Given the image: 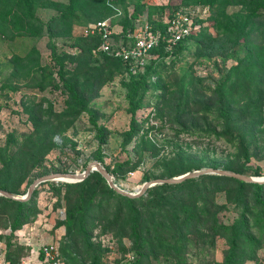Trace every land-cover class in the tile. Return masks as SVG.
<instances>
[{
    "label": "trees",
    "instance_id": "trees-1",
    "mask_svg": "<svg viewBox=\"0 0 264 264\" xmlns=\"http://www.w3.org/2000/svg\"><path fill=\"white\" fill-rule=\"evenodd\" d=\"M108 1L98 0L100 13L96 20L110 17L111 24L118 21L121 30L112 35V38L124 42L126 32L134 27L133 19L139 18L138 12L144 3L142 0H132L134 6L130 16L123 13L118 19L112 20L116 16L111 15H114V9L109 6ZM113 3L121 4L124 11L123 0H113ZM81 5L88 6V0H68L65 4L52 0H0V34L9 32L33 36L38 32L37 25L44 26L49 33L50 25L74 19L77 16L75 11ZM195 5L208 8V26L200 25L194 33L178 40L169 50L160 41L151 49L155 57L141 71L131 73L128 65L121 59L98 52L108 70L116 69L127 74L126 97L130 119L128 130L124 132V140L128 142L132 137L135 139L131 148L135 159L126 158L115 163L111 169L103 165L109 174H116L122 167L133 169L143 152L155 155L156 145L145 137V133L138 135L139 129L135 127L134 113L140 100L138 88L143 78L153 73L158 74L154 65L161 62L164 56L172 55L176 58L186 48L188 41H193L194 45H199L204 56L221 53L230 45V54L225 55L235 63L220 76L208 95H199L195 99L187 90L180 93L174 110L184 118L198 113L204 122L210 117L209 128L185 131L196 139L222 140L234 147V153L241 157L242 162L237 166L225 163L222 169L237 173L247 169L252 171V176L260 175V169L248 166L246 161L252 145L260 147L259 143L263 142L264 146V0H179L174 6L159 5L152 9L161 13L164 8L171 12ZM229 6L238 8L228 12L226 9ZM38 7L52 8L58 14L43 24L34 16V10ZM195 21L198 23L202 20ZM146 22L152 30L164 31L165 24L159 17L146 19ZM208 27L213 29L215 36L206 31ZM99 41L96 34L77 36L73 38L71 45L79 46L81 52L88 54L96 48ZM245 47H248V51ZM50 56L57 65L58 79L63 81L68 98L63 114L55 115L50 112L48 115L55 120L63 116L76 118L81 111L86 110V101L81 93L88 91L93 84H83L82 92H79L77 83L72 79L82 71L73 70L70 73L63 70V58L56 52L53 44H50ZM78 64L82 65V60ZM84 71L94 74L93 80L96 83V79L101 78L103 69L93 67ZM40 78L50 77H44L41 71ZM90 115V122L101 143L102 130L92 120L91 112ZM30 118L33 124L41 123L37 112L32 108ZM21 151L20 148L12 150L7 145L0 147L1 190L18 193L17 186L25 167V159H20L18 155ZM180 157V152H176L172 158L155 160L161 165V170L150 177L168 178L191 168H199L194 162ZM97 159L101 161L99 157ZM218 165L210 163L208 166L217 168ZM47 183L54 191V204L64 207L63 219L56 223L64 228L62 244L57 249L61 264H65L64 261L76 264L69 260L74 258L73 255H79L78 264H105L99 259L98 243L94 244L91 240L95 228L100 229V234H111L120 247L123 239L128 240L129 246L121 248L123 252L131 253L128 264H187V256L193 249L200 251L203 244L212 245L216 237L224 239L227 245L222 264H239L246 257L252 258L255 255L260 246L259 239L264 234V183L202 174L178 183L152 185L137 197L118 194L108 187L96 171H91L77 182ZM217 194L223 196L222 202H216ZM35 195V190L25 200H13L0 195V228L9 229V233L0 234V240L4 241L5 258L9 264H17V253L21 250L10 242L11 233L39 211ZM226 210L235 214L228 223L220 218V213ZM252 225L257 227L258 231L255 233L251 230Z\"/></svg>",
    "mask_w": 264,
    "mask_h": 264
},
{
    "label": "rangeland",
    "instance_id": "rangeland-1",
    "mask_svg": "<svg viewBox=\"0 0 264 264\" xmlns=\"http://www.w3.org/2000/svg\"><path fill=\"white\" fill-rule=\"evenodd\" d=\"M52 1L65 4L68 0ZM108 2L110 7L119 11L118 15L111 14L116 16L112 20L118 19L123 13L130 16L134 6L132 0H123V11L121 4L113 3V0ZM142 2L144 6L138 12L139 18L133 19L134 27H138L146 19H162L164 14L170 12V9L164 8L158 13L155 8L152 9L153 6H174L179 0ZM88 4L85 7L81 5L75 11L77 16L74 19L63 24L57 22V25H50L49 33L44 26L37 25L38 32L33 36L9 32L0 34V147L7 145L12 150L20 148L22 151L18 153L19 158L25 159L22 179L17 186L18 193L14 194L23 195L33 179L47 173L81 172L91 161H97L111 169L115 163L126 158L135 159L131 150L135 139L132 137L128 142L124 140V132L128 130L130 119L126 97L127 74L116 69L108 70L97 51L92 50L85 54L78 49L79 46L71 45L74 37L81 36L86 24L99 18L98 0H88ZM237 8L238 6H229L226 10L232 12ZM192 11L196 20H202L197 23V29L200 25L208 26L206 17L209 10L206 6L195 5ZM57 14L52 8L38 7L34 10V16L43 24ZM206 31L215 36L211 27ZM50 44L54 45L56 52L63 58V70L70 73L73 70L82 71L72 79L77 83L79 92H82L83 84H93L88 91L81 93L86 101V110L73 119L63 116L55 120L48 115L50 112L55 115L63 114L68 98L63 81L58 79L57 65L51 59ZM230 47L228 45L227 50L221 53L204 56L199 45L188 41L186 48L176 58L172 55L164 56L161 62L154 65L158 74H150L141 81L137 92L140 97L139 106L135 110L134 118L135 127L139 129L138 135L145 133V137L156 145L157 150L155 155L143 152L139 163L133 169L122 167L116 174H109L113 183L121 189L135 192L144 181L152 179L151 175L161 170V165L155 160L172 158L176 152H180V158L194 162L199 166L198 169L209 167L210 163H218L217 168L222 169L225 163L237 166L242 162L241 157L234 153L231 144L212 138L196 139L185 131L209 128L210 117L204 122L198 113L184 118L174 110L177 97L184 90L195 99L199 95H208L220 76L235 63L225 55L230 54ZM249 47L252 49V46ZM245 49L248 51V47ZM79 60H82V65L78 64ZM93 67L103 69L101 78H97L96 83L93 80L94 74L84 71ZM41 71L44 77L50 78H40ZM213 105L216 106V103ZM30 108L37 112L41 123H32ZM90 112L92 120L102 130L101 143L97 139L94 125L90 122ZM259 144L260 147L252 145L250 148L246 164L259 168V176H264V146L263 142ZM251 172L246 169L242 173L252 176ZM47 182L38 183L32 189L36 191V206L39 209L37 214L11 233L10 242L21 248L17 253V264H37L41 245L52 242L60 249L62 244L64 228L56 223L63 219L64 207L54 204V191ZM222 201L223 196L217 194L216 202ZM234 217L235 214L231 211L220 213L221 220L226 223ZM256 228L252 225V232L258 231ZM99 232L100 229L95 228L91 238L94 244L98 243L99 259L105 264H128L131 253L121 249L129 246L128 240L123 239L120 247L111 234ZM7 233L8 228H0V234ZM259 244L255 255L252 258L246 257L239 264H264V234L259 239ZM226 248L224 239L216 237L212 245L203 244L200 251L193 249L188 254L186 263L222 264ZM5 251L4 241L0 240V264H9ZM73 257L69 260L78 264L79 255Z\"/></svg>",
    "mask_w": 264,
    "mask_h": 264
},
{
    "label": "built area",
    "instance_id": "built-area-1",
    "mask_svg": "<svg viewBox=\"0 0 264 264\" xmlns=\"http://www.w3.org/2000/svg\"><path fill=\"white\" fill-rule=\"evenodd\" d=\"M114 10L116 12L114 15H118L119 11L116 8ZM192 10L193 6L164 14L161 19L165 24L163 32L152 30L150 25L144 21L138 27H133L126 32L124 42L121 40L117 42L112 38V35L120 31H114V25L110 23L108 17L86 24L81 31V36L98 35L100 41L93 52H105L119 58L128 65V71L135 73L141 71L144 65L155 57L151 49L156 47L160 41L164 42L165 49L169 50L178 40L197 30L198 26ZM37 256V264H61L57 247L52 242L41 245Z\"/></svg>",
    "mask_w": 264,
    "mask_h": 264
},
{
    "label": "water",
    "instance_id": "water-1",
    "mask_svg": "<svg viewBox=\"0 0 264 264\" xmlns=\"http://www.w3.org/2000/svg\"><path fill=\"white\" fill-rule=\"evenodd\" d=\"M91 171L98 172L102 176V178L105 180L108 187H110L112 190H114L118 194H121L127 197H137L140 194H142L145 191V189L155 184L178 183L185 179L197 177L202 174H215V175L235 178V179L245 181V182L264 183V176H250L247 174L237 173L231 170L205 167V168L187 171V172H184L174 177L153 178V179L144 181L140 185L139 189L136 190L135 192H129L127 190L121 189L119 186L113 183L109 173L104 169V167L99 162L91 161L85 165L84 169L81 172H51V173L41 175L31 181V183L28 185L26 189V192L23 195H17V194H14V193H11L5 190H1V189H0V195L6 198L13 199V200H25L29 197L32 189L40 182L49 181V180L77 182L85 178L87 174L90 173Z\"/></svg>",
    "mask_w": 264,
    "mask_h": 264
},
{
    "label": "crops",
    "instance_id": "crops-1",
    "mask_svg": "<svg viewBox=\"0 0 264 264\" xmlns=\"http://www.w3.org/2000/svg\"><path fill=\"white\" fill-rule=\"evenodd\" d=\"M114 29L116 30L115 32H119L121 29V26L117 23H114Z\"/></svg>",
    "mask_w": 264,
    "mask_h": 264
}]
</instances>
